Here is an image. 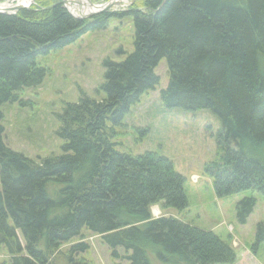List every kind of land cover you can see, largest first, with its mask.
Instances as JSON below:
<instances>
[{
  "label": "trees",
  "instance_id": "trees-1",
  "mask_svg": "<svg viewBox=\"0 0 264 264\" xmlns=\"http://www.w3.org/2000/svg\"><path fill=\"white\" fill-rule=\"evenodd\" d=\"M132 19L135 49L123 61L107 58L101 100L81 97L59 115L62 154L39 162L4 140L2 105L25 86H37L48 68L37 56L64 47L111 17ZM125 53V51H124ZM168 108H209L222 122L217 159L205 171L218 196L247 190L264 194V0H135L127 10L91 18L73 15L61 0L16 13L0 12V246L5 264H94L86 228L101 235L130 264L233 263L228 238L174 216L154 217L152 206L183 210L186 178L154 151H121L115 126L133 104L160 82ZM23 104L25 102L22 100ZM146 130H149L147 128ZM256 204L244 197L237 210L247 220ZM264 240L258 224L257 245ZM83 254V255H82Z\"/></svg>",
  "mask_w": 264,
  "mask_h": 264
},
{
  "label": "rangeland",
  "instance_id": "rangeland-1",
  "mask_svg": "<svg viewBox=\"0 0 264 264\" xmlns=\"http://www.w3.org/2000/svg\"><path fill=\"white\" fill-rule=\"evenodd\" d=\"M39 1L50 3L52 0H32L22 10L36 7ZM72 1L67 7L73 15L80 16V0ZM107 1L86 0V3L96 7ZM134 2L118 1L108 11L127 10ZM17 3L21 2L0 0L4 7ZM134 37L132 19L113 16L107 27L90 30L64 47L37 56V62L49 70L45 78L37 86L22 88L17 101L2 105L1 123L8 146L37 162L51 154H62L65 140L59 135V115L65 104L78 102L81 97L105 98L106 93L101 88L105 82L104 61L107 58L123 61L135 49ZM155 72L160 78L159 84L131 106L123 124L115 126L119 150L134 155L158 152L171 159L176 170L186 178L189 205L178 210L158 203L152 206L153 216L178 217L199 229L211 230L230 239L238 252L237 260L225 264H264V240L257 245L258 224L264 222V194L247 190L223 197L217 195L213 178L205 167L220 154V117L209 108L166 107L161 100V90L169 84L166 57L160 59ZM247 196H254L256 204L247 220L240 222L237 216L239 202ZM81 239L89 243V249L83 254L94 264H130L124 249L119 248L120 256H115L101 235L86 228L82 238L77 237L63 246L68 247ZM5 249L0 246V264L8 263Z\"/></svg>",
  "mask_w": 264,
  "mask_h": 264
},
{
  "label": "water",
  "instance_id": "water-1",
  "mask_svg": "<svg viewBox=\"0 0 264 264\" xmlns=\"http://www.w3.org/2000/svg\"><path fill=\"white\" fill-rule=\"evenodd\" d=\"M118 1L119 0H109L103 4L96 6V7L91 3V7H93V8L95 7L96 9H94L90 13L81 14L80 16H76V17L82 18V19L91 18L95 14L110 10L111 6L115 5ZM62 3L67 7V5L70 6L71 3H73V1L72 0H62ZM28 6H29L28 4L26 5L23 3H17L15 5L9 6V7H4V6L0 5V12H2V13H4V12L16 13L17 11L22 10L23 8H26ZM68 10L71 11L69 8H68Z\"/></svg>",
  "mask_w": 264,
  "mask_h": 264
},
{
  "label": "bare ground",
  "instance_id": "bare-ground-1",
  "mask_svg": "<svg viewBox=\"0 0 264 264\" xmlns=\"http://www.w3.org/2000/svg\"><path fill=\"white\" fill-rule=\"evenodd\" d=\"M32 0H19V2L23 3V4H29ZM122 1V0H119ZM79 3V2H78ZM79 7L78 8L80 10V14H86L85 12L90 13L91 11H93L94 9H92V7L89 5V3H86V0H80L79 3ZM77 13V12H76ZM157 211V210H156Z\"/></svg>",
  "mask_w": 264,
  "mask_h": 264
}]
</instances>
